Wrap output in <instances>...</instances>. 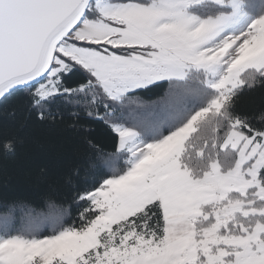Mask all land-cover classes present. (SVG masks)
Instances as JSON below:
<instances>
[{
    "label": "snow or ice",
    "instance_id": "obj_1",
    "mask_svg": "<svg viewBox=\"0 0 264 264\" xmlns=\"http://www.w3.org/2000/svg\"><path fill=\"white\" fill-rule=\"evenodd\" d=\"M13 159L0 264H264V0H0Z\"/></svg>",
    "mask_w": 264,
    "mask_h": 264
},
{
    "label": "trees",
    "instance_id": "obj_2",
    "mask_svg": "<svg viewBox=\"0 0 264 264\" xmlns=\"http://www.w3.org/2000/svg\"><path fill=\"white\" fill-rule=\"evenodd\" d=\"M259 101V95L255 97H246L242 100V104H251ZM62 147L71 150L72 145L67 142L62 143ZM0 169H3L9 177L10 193L28 192L33 190V186L28 183L26 171L23 167L22 159H13L0 162Z\"/></svg>",
    "mask_w": 264,
    "mask_h": 264
}]
</instances>
